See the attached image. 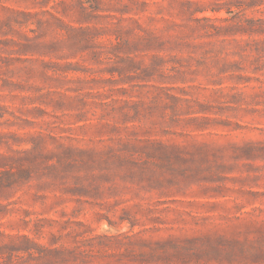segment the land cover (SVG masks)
<instances>
[{
	"label": "rangeland",
	"instance_id": "rangeland-1",
	"mask_svg": "<svg viewBox=\"0 0 264 264\" xmlns=\"http://www.w3.org/2000/svg\"><path fill=\"white\" fill-rule=\"evenodd\" d=\"M99 1L96 17L80 24L73 16L79 12L78 0H0V30L13 24L19 31L0 33V154L30 148L24 143L27 135L40 131L101 148L118 143L108 141L112 136L143 147L158 141L185 151L168 158L143 156L119 167L121 174L103 183L101 199L89 202L56 197L39 190L36 182H16L0 171V262L14 253L20 264H37L16 249L30 247L26 235L63 251L64 264H167L137 257L170 240L198 241L214 254L193 264H264V246L257 257L236 260L219 258V246L206 243L264 240V75L236 72L244 78L216 85L203 75L172 78L175 71L170 70L165 79L155 74L151 81L126 84L117 82L118 73L111 74L134 68V61L153 67L157 55L171 68L189 54V47L139 52L138 39L148 32L169 40L205 17L223 19L225 26L234 15L228 11L239 12L234 4L240 0ZM48 12L73 28L89 27L87 41L101 46V54L66 60L49 52L52 47L22 52L8 42L66 39L68 30ZM245 17H264V10L247 11ZM226 39L224 45L236 46L248 37ZM68 62L80 65L63 73ZM113 100L115 106H104ZM135 110L140 116L133 121ZM102 124H115L121 132L108 135L110 129ZM247 144L254 145L252 153L243 148ZM128 236L133 246L121 243L128 244Z\"/></svg>",
	"mask_w": 264,
	"mask_h": 264
},
{
	"label": "trees",
	"instance_id": "trees-1",
	"mask_svg": "<svg viewBox=\"0 0 264 264\" xmlns=\"http://www.w3.org/2000/svg\"><path fill=\"white\" fill-rule=\"evenodd\" d=\"M96 4L88 3L84 0H78L77 6L79 12L73 14L78 18V23L84 24L90 22L100 11L99 0H93ZM235 7L239 12L235 13L229 10L228 13L234 14L231 18L226 19L227 25H222L223 19L203 18V22L197 20L195 24H186L184 28L189 30L188 33L180 32L175 36L169 35V40L164 35L157 36L146 32V35L138 39V47H143L145 51H173V45L176 47H189V54L186 57H178L171 68L166 67V62L159 55L155 56L156 64L153 67L146 66L143 62L133 63L134 68H121L112 72V75L118 73L119 84L133 83L135 81H151L153 75L158 74L161 79L168 77V70L175 71L172 78H185L187 75H203L216 85L223 84L225 80L238 77L244 78L243 74L235 76L236 72L252 71L264 75V17L249 18L245 17L247 11L262 12L264 10V0H240ZM56 19L61 29L68 30L66 39L59 40L52 44H42L39 42L20 43L10 39L12 45H18L22 52H34L48 47L54 48L53 51L59 59H72L79 55L89 52L94 57L101 54V46L96 43H90L85 34L90 31L89 27L73 28L65 19L58 17L52 12H48ZM25 16L31 13L20 12ZM15 24L22 25L15 20ZM77 30V31H76ZM4 35L18 34L13 24L7 25V30H0ZM80 35H74L78 34ZM248 37L244 44L236 46L224 45L228 37ZM224 38V39H222ZM173 40L174 42H171ZM222 40V41H220ZM221 44V45H219ZM117 47V46H116ZM48 52V53H49ZM111 53V51H106ZM162 60V61H161ZM63 73H68L72 69L68 66L80 65V63L68 62ZM56 66H62L57 64ZM61 69H58L60 71ZM76 71V70H75ZM116 100L104 106H115ZM140 112L135 110L132 120L136 121ZM140 121V120H139ZM110 129L108 135L120 134L121 127L115 124H102ZM24 143L31 145L30 148L20 151H14L13 154H0V171L3 175L9 176L16 182L23 183L36 182L35 186L44 192H51L54 196L58 194L77 197L79 201L89 202L90 200L101 199V190L103 183L111 180L112 176L117 177L121 174L125 165L136 163L140 157L148 158L162 157L168 158L171 155L181 156L179 146H172L158 141H153L152 146L143 147L130 141H124L123 138L110 137L112 142L118 141L117 144L110 146L91 145L83 143L72 137L62 135H53L50 132L40 131L29 133ZM130 140V139H128ZM90 142L96 143L94 140ZM21 143V142H20ZM254 145L247 144L243 148L247 153H252ZM242 148V150H244ZM119 169V170H118ZM26 181V182H25ZM129 240L128 246H133L132 237H126ZM30 245L29 248L11 246L17 251L27 253L26 260L34 261L37 264H64L68 261L63 251L58 249H49L41 246L28 236L24 235ZM206 243L209 246H219V258H230L236 260L249 259L255 255L257 250L262 249L264 240H245L240 241L232 238L218 241L208 239ZM127 252L129 249H126ZM264 251H261L260 255ZM131 253H134L132 250ZM137 258L149 261H164L167 264H193L199 263L204 258L211 259L212 254L208 248L199 246V242H190L188 244L170 240L164 242L162 246L155 250L139 251ZM121 254V261L125 257ZM21 258L14 257V253L3 258L0 264H20Z\"/></svg>",
	"mask_w": 264,
	"mask_h": 264
}]
</instances>
